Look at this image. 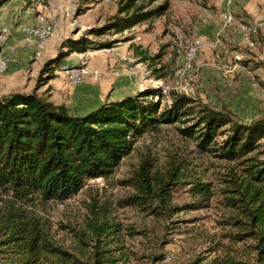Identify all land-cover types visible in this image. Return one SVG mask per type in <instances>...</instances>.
<instances>
[{
    "label": "rangeland",
    "instance_id": "rangeland-1",
    "mask_svg": "<svg viewBox=\"0 0 264 264\" xmlns=\"http://www.w3.org/2000/svg\"><path fill=\"white\" fill-rule=\"evenodd\" d=\"M118 2L30 0L16 7L14 27L7 23L15 7L0 9V96L36 89L49 100L52 86L46 81L37 85L44 64L57 56L65 39L87 37L95 45L115 42L71 52L55 70L63 78L57 80L52 102L73 113L84 114L149 89L158 92L161 107L179 93L227 110L239 122L264 119V0H138L145 8L169 5L161 16L122 32L89 35L92 27L116 13ZM44 30L47 37L41 41ZM189 47L195 55L187 61ZM155 55L154 61L143 59ZM191 122L163 123L143 134L109 175L88 179L63 201L37 197L23 202L0 191V244L16 242L11 236L17 235V224L28 220L39 225L49 242L83 259L92 255V248L83 244H98L94 226L107 222L111 226L101 240L120 244V249L113 247L103 255L118 258L123 252L124 259L116 264H207L214 258L257 264L253 242L237 237L246 225L239 227L233 219L246 221L243 206L256 205L243 189L247 165L200 151L196 141L179 130ZM255 156L264 162L263 153ZM144 161L153 191L159 193L158 180L170 182L164 203L157 196L145 202L161 207L157 215L135 203L144 194L134 183ZM197 182L208 185L207 199H198L191 190ZM227 198H234L236 206ZM259 198L264 210V190ZM10 256L0 252V264Z\"/></svg>",
    "mask_w": 264,
    "mask_h": 264
},
{
    "label": "trees",
    "instance_id": "trees-1",
    "mask_svg": "<svg viewBox=\"0 0 264 264\" xmlns=\"http://www.w3.org/2000/svg\"><path fill=\"white\" fill-rule=\"evenodd\" d=\"M7 1L0 0V6ZM168 5V2H163L145 8L143 3L138 4V0H119L116 13L103 25L92 27L88 34L100 37L111 31L122 32L161 16ZM114 42L95 45V41L87 37L65 39L61 48L66 50L61 49L55 58L44 64L37 85L54 78L55 70L71 52L83 53L90 47H111ZM156 58L158 55L143 59L154 61ZM158 96V92L145 89L77 114L63 104L45 99L36 89L30 92L14 90L1 95L0 191L23 202L37 197L43 201H63L79 192L88 179L109 175L143 134L156 131L163 123L192 121L179 130L192 137L200 151L214 152L225 160L246 163L243 169L247 180L243 189L256 205L254 208L242 205L246 221L233 219L239 227L246 225V230L237 237L250 239L256 263L264 264V210L259 198L264 190V162L255 156L264 154V119L239 122L227 110L212 109L191 96L179 93H173L171 103L161 107ZM148 165L144 161L135 173L134 183L144 193L135 203L149 207L151 214L157 215L161 213V207L157 206V210L145 206V202L157 196L164 203L170 182L158 180L159 193L153 191ZM207 186L197 182L191 190L198 199H207ZM227 201L236 206L234 198H227ZM17 225L20 228L17 235L11 236L16 242L0 244V252L11 255L6 264H116L124 259L123 252L118 253V258L103 255L113 247L117 251L120 249V244H103L101 240L106 228L111 226L107 222L94 226V230H98V244H83L90 250L92 248V255L83 259L73 257L66 249L49 242L36 223L27 220ZM207 264L249 263L214 258Z\"/></svg>",
    "mask_w": 264,
    "mask_h": 264
},
{
    "label": "crops",
    "instance_id": "crops-1",
    "mask_svg": "<svg viewBox=\"0 0 264 264\" xmlns=\"http://www.w3.org/2000/svg\"><path fill=\"white\" fill-rule=\"evenodd\" d=\"M25 3H27L25 0H9V1H7V2H5L2 6H0V9H2V8H13V7H15V8H13V9H11L9 12H8V14L11 12V14H10V17L8 18V21H10L9 23H7V24H9L10 26H12V27H14V26H16V24H12V22H11V20H12V18H11V16H13L14 14H16L18 11V9L19 8H22V6L21 5H25ZM30 3V2H29ZM29 3H27V4H29ZM16 7L18 8V9H16ZM263 15V13H259V17H263L262 16ZM7 21V20H6ZM63 78V75L61 74L60 76H58V75H56L55 74V77L54 78H52V79H49L48 81H46V83L45 84H47V86H52V89L49 91L50 93H53V94H56L58 91L56 90V88L58 87V84H57V80L58 79H62ZM53 88L55 89V90H53ZM53 94L50 96V98H49V101H52V98H53Z\"/></svg>",
    "mask_w": 264,
    "mask_h": 264
},
{
    "label": "bare ground",
    "instance_id": "bare-ground-1",
    "mask_svg": "<svg viewBox=\"0 0 264 264\" xmlns=\"http://www.w3.org/2000/svg\"><path fill=\"white\" fill-rule=\"evenodd\" d=\"M46 37H47V32L45 30L39 33V38L41 39V41H44ZM194 55H195V50L189 47L187 51L185 52L184 56H185V59L189 61L194 57Z\"/></svg>",
    "mask_w": 264,
    "mask_h": 264
},
{
    "label": "built area",
    "instance_id": "built-area-1",
    "mask_svg": "<svg viewBox=\"0 0 264 264\" xmlns=\"http://www.w3.org/2000/svg\"><path fill=\"white\" fill-rule=\"evenodd\" d=\"M5 67V66H4Z\"/></svg>",
    "mask_w": 264,
    "mask_h": 264
}]
</instances>
